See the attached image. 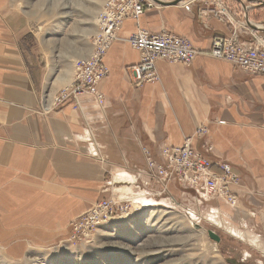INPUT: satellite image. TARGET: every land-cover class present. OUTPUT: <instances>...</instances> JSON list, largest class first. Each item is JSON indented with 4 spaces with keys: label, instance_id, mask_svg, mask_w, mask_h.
Listing matches in <instances>:
<instances>
[{
    "label": "crops",
    "instance_id": "1",
    "mask_svg": "<svg viewBox=\"0 0 264 264\" xmlns=\"http://www.w3.org/2000/svg\"><path fill=\"white\" fill-rule=\"evenodd\" d=\"M19 3L0 0V247L11 257L63 243L72 222L97 202L154 197L157 184L134 183L145 169L142 149L160 161V147L187 137L208 160L231 164L240 178L232 188L237 207L264 215V76L209 54L212 40L228 35L226 24L201 4L146 7L137 21L123 22L103 58V109L82 95L78 107L71 99L42 113L49 67L29 45L34 22ZM137 27L165 28L198 54L189 66L158 60V82L136 88L131 68L139 52L125 40ZM200 126L206 135H195Z\"/></svg>",
    "mask_w": 264,
    "mask_h": 264
},
{
    "label": "rangeland",
    "instance_id": "2",
    "mask_svg": "<svg viewBox=\"0 0 264 264\" xmlns=\"http://www.w3.org/2000/svg\"><path fill=\"white\" fill-rule=\"evenodd\" d=\"M17 1L34 22L29 45L34 43L52 68L44 94L55 96L72 79L76 65L90 55L97 13L105 0ZM200 4L216 7L213 0ZM250 16L264 21L261 9ZM59 77V83L50 86ZM168 187L159 186V196L124 200L109 222L75 242L70 236L57 246L29 250L18 258L0 247V264H264V215L252 216L245 205L203 201L178 184ZM207 230L215 231L221 241L210 240Z\"/></svg>",
    "mask_w": 264,
    "mask_h": 264
},
{
    "label": "built area",
    "instance_id": "3",
    "mask_svg": "<svg viewBox=\"0 0 264 264\" xmlns=\"http://www.w3.org/2000/svg\"><path fill=\"white\" fill-rule=\"evenodd\" d=\"M169 2L172 0H161ZM202 0H184L179 6L200 4ZM247 0H213L215 9L203 8L214 18L229 27L228 35L215 37L212 40L209 54L220 60H226L243 72L264 76V21H254L248 16L251 4ZM234 4L237 6L233 7ZM244 6V7H243ZM146 7H159L152 0H105L97 13V34L93 49L85 60L75 67L72 82L51 96L44 94L41 112L47 113L62 103L73 100L78 107L82 95H91L96 106L103 109L104 96L98 91V84L109 75V69L103 64V58L114 43L120 40L119 31L128 18L137 21ZM253 27V28H251ZM139 52V62L131 68L132 84L141 88L146 84L158 82L156 62L163 60L169 63H179L189 66L198 54V50L185 38L170 33L165 28L158 33H150L137 27L136 31L125 40ZM207 134L206 126H200L195 135ZM193 137H187L180 145L160 147V161L152 158L150 151L142 149L145 159V169L136 173L134 183L141 179L143 187L155 183L167 189L170 183H176L184 189L195 192V196L203 201L218 199L236 208L238 196L232 189L239 186L240 178L232 169L231 164L222 161H211L192 146ZM206 151L212 150L205 145ZM92 157H98L93 152ZM161 191L152 193L159 196ZM144 196H141V198ZM130 200V199H127ZM120 200L110 197L91 206L71 224L73 240L87 237L101 223L109 222L122 207ZM123 210V208H122Z\"/></svg>",
    "mask_w": 264,
    "mask_h": 264
},
{
    "label": "water",
    "instance_id": "4",
    "mask_svg": "<svg viewBox=\"0 0 264 264\" xmlns=\"http://www.w3.org/2000/svg\"><path fill=\"white\" fill-rule=\"evenodd\" d=\"M152 1L154 3L160 5V6H166V5H178L179 6V3L181 1H184V0H173L171 2H164V1H161V0H152ZM249 2L256 3V4H259L261 6H264V2H259L257 0H249ZM251 28H253V27H251ZM207 235H208V238L210 240H212L216 244H218L221 241L220 237L215 233V231L207 230Z\"/></svg>",
    "mask_w": 264,
    "mask_h": 264
},
{
    "label": "bare ground",
    "instance_id": "5",
    "mask_svg": "<svg viewBox=\"0 0 264 264\" xmlns=\"http://www.w3.org/2000/svg\"><path fill=\"white\" fill-rule=\"evenodd\" d=\"M51 70H52V68L50 67L49 68V70H48V76H50L51 75ZM54 81H55V79H53ZM56 80H58V81H60L61 80V78L59 77L58 79H56ZM54 84V83H53ZM51 96V95H50ZM50 96H48V98H47V102H48V104H49V101H50Z\"/></svg>",
    "mask_w": 264,
    "mask_h": 264
},
{
    "label": "trees",
    "instance_id": "6",
    "mask_svg": "<svg viewBox=\"0 0 264 264\" xmlns=\"http://www.w3.org/2000/svg\"><path fill=\"white\" fill-rule=\"evenodd\" d=\"M260 9L264 11V6H263V7H261Z\"/></svg>",
    "mask_w": 264,
    "mask_h": 264
}]
</instances>
